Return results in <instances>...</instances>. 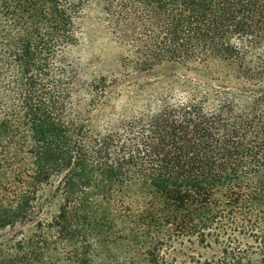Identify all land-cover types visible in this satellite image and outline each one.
Instances as JSON below:
<instances>
[{
  "label": "trees",
  "instance_id": "obj_1",
  "mask_svg": "<svg viewBox=\"0 0 264 264\" xmlns=\"http://www.w3.org/2000/svg\"><path fill=\"white\" fill-rule=\"evenodd\" d=\"M93 3L128 28L135 67L213 64L224 82L92 133L72 116L65 51ZM53 179L44 234L67 246L81 207L127 200L145 264H264V0H0V229L30 219ZM182 236L219 249L168 259ZM25 241L0 244V264L35 263Z\"/></svg>",
  "mask_w": 264,
  "mask_h": 264
},
{
  "label": "rangeland",
  "instance_id": "obj_2",
  "mask_svg": "<svg viewBox=\"0 0 264 264\" xmlns=\"http://www.w3.org/2000/svg\"><path fill=\"white\" fill-rule=\"evenodd\" d=\"M109 19L99 4H91L84 11L77 41L65 51V61L74 73L73 83L68 86L72 116L85 123L92 133L153 111L164 102L183 100L195 83L224 82L223 73L219 76L220 70L213 64L208 65L207 71L174 63L135 67L128 28ZM57 180L39 191L30 219L0 229V244L19 247L22 239L31 236L32 241H25L22 249L31 255L38 251L33 264H79L76 261L79 257H87L88 264H145L132 247L131 228L136 223L126 217L127 200L119 210L104 203L96 205L93 212L81 207L80 233L68 246L56 232L45 235L46 226L60 204ZM242 240L249 241L245 237ZM218 249L214 245H200L194 236H182L173 239L164 248V254L183 263L192 255L209 257Z\"/></svg>",
  "mask_w": 264,
  "mask_h": 264
}]
</instances>
